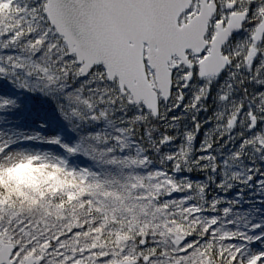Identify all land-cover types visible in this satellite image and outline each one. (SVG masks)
Here are the masks:
<instances>
[{"label":"snow or ice","instance_id":"6c2138e0","mask_svg":"<svg viewBox=\"0 0 264 264\" xmlns=\"http://www.w3.org/2000/svg\"><path fill=\"white\" fill-rule=\"evenodd\" d=\"M0 264H264V0H0Z\"/></svg>","mask_w":264,"mask_h":264}]
</instances>
